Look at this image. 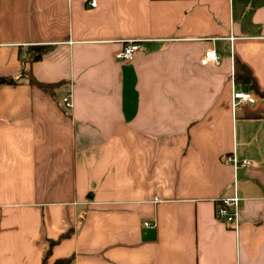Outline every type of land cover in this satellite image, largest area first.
<instances>
[{
    "label": "crops",
    "instance_id": "crops-1",
    "mask_svg": "<svg viewBox=\"0 0 264 264\" xmlns=\"http://www.w3.org/2000/svg\"><path fill=\"white\" fill-rule=\"evenodd\" d=\"M89 1L0 0V264H264V0Z\"/></svg>",
    "mask_w": 264,
    "mask_h": 264
},
{
    "label": "built area",
    "instance_id": "built-area-1",
    "mask_svg": "<svg viewBox=\"0 0 264 264\" xmlns=\"http://www.w3.org/2000/svg\"><path fill=\"white\" fill-rule=\"evenodd\" d=\"M96 0H90L89 5L96 6ZM233 38V37H230ZM140 44L139 40L129 39L125 42L122 49L116 53L115 58L120 61H131L135 55L138 53ZM199 63L202 65H208L209 63L213 64H219V55L216 51V49H207L204 51L202 56L199 59ZM63 104L66 107L72 106V98H70L69 94H66V96L62 97ZM232 98L237 102H247L249 104H254L255 99L254 96L250 92H239V91H233ZM235 105V103H233ZM221 161L226 164H232L235 168L237 167V160L234 156V154H224L221 156ZM247 165V163H245ZM241 198L234 194L231 196V198H221L215 202L214 205V216L216 219L224 221L226 223L234 225V229H238L241 223V213L239 210V202ZM264 220V213L261 214L260 220ZM145 225H150L148 221L144 223Z\"/></svg>",
    "mask_w": 264,
    "mask_h": 264
},
{
    "label": "trees",
    "instance_id": "trees-1",
    "mask_svg": "<svg viewBox=\"0 0 264 264\" xmlns=\"http://www.w3.org/2000/svg\"><path fill=\"white\" fill-rule=\"evenodd\" d=\"M47 46H42V45H35V46H29L24 50V55L25 57L21 56V52L19 53V56L21 58V65H23V67L21 68V70H23V73L21 74L20 77H13V76H0V85H16L18 83V81L22 78H27V82L29 84L32 85H36L39 88H41L43 91L46 92H51L53 91V89L56 86H59V83H51V84H46V83H42L39 82L37 80H35V78L33 77L32 73L29 71H26L24 69V63H33L36 62L37 60H39L42 57V53L44 51H46ZM239 71L238 73L234 74V79L236 82L239 83H244L247 84L249 86V89L254 92L256 95L260 96V97H264V88L263 89H259V87L256 85L255 83V79L254 77H252L249 68L244 65V64H239ZM53 242L50 241L49 245H52ZM69 261V259H57V261L55 262V264H66Z\"/></svg>",
    "mask_w": 264,
    "mask_h": 264
},
{
    "label": "water",
    "instance_id": "water-1",
    "mask_svg": "<svg viewBox=\"0 0 264 264\" xmlns=\"http://www.w3.org/2000/svg\"><path fill=\"white\" fill-rule=\"evenodd\" d=\"M263 115H264V112H263Z\"/></svg>",
    "mask_w": 264,
    "mask_h": 264
}]
</instances>
